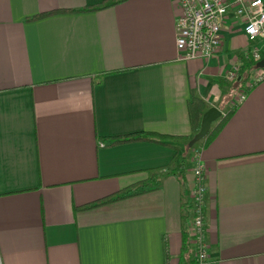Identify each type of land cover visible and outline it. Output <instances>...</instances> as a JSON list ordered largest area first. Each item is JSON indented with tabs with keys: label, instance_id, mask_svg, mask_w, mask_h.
I'll list each match as a JSON object with an SVG mask.
<instances>
[{
	"label": "crops",
	"instance_id": "crops-1",
	"mask_svg": "<svg viewBox=\"0 0 264 264\" xmlns=\"http://www.w3.org/2000/svg\"><path fill=\"white\" fill-rule=\"evenodd\" d=\"M103 1L0 0V264H177L183 238L192 260V159L184 187L168 174L189 140L110 139L193 137V98L203 112L235 107L196 158L207 259L264 264V80L222 101L226 73L260 42L229 12L210 58L181 59L174 0L85 10ZM52 11L64 12L30 20ZM149 180L150 191L80 209Z\"/></svg>",
	"mask_w": 264,
	"mask_h": 264
},
{
	"label": "built area",
	"instance_id": "built-area-1",
	"mask_svg": "<svg viewBox=\"0 0 264 264\" xmlns=\"http://www.w3.org/2000/svg\"><path fill=\"white\" fill-rule=\"evenodd\" d=\"M179 10L174 21V46L178 56L185 60L208 59L219 46L221 26L229 12L242 24V33L249 42H260L264 50V0H174ZM258 49L252 50V57L259 60ZM257 71L256 84L264 80V69ZM228 81H235V69L226 73ZM244 93L237 95L240 103ZM192 160V188L190 193L188 235L195 264H214L207 259L203 208L205 188L202 165Z\"/></svg>",
	"mask_w": 264,
	"mask_h": 264
},
{
	"label": "trees",
	"instance_id": "trees-1",
	"mask_svg": "<svg viewBox=\"0 0 264 264\" xmlns=\"http://www.w3.org/2000/svg\"><path fill=\"white\" fill-rule=\"evenodd\" d=\"M116 2L117 0H105L96 6L86 8L85 10L86 11L100 10ZM60 12H64V11H52V12L40 14V15L30 18V20L39 19V18L48 16V15H51L54 13H60ZM255 62L256 61L253 59V57L249 56L247 62L244 63V65L241 67V69L245 71L246 75L249 70H253ZM237 77L239 78V80L235 83L240 85L242 82L241 76H237ZM253 85L254 84L245 88L244 94L248 93V91L252 88ZM203 110H204V104L201 100L193 98L187 103V116H188L189 126H190L192 135H194L199 129L200 119H201ZM234 110H235V107L230 108L223 115H221L215 122H213L210 125V128L208 132L206 133V135L199 142L195 143V148H194L195 152H199L207 147V145L215 138V136L218 134V132L221 130L224 124L232 116ZM191 138L192 137L175 138V137H170V136H160V135L152 134V133H136V134H129V135L110 139V144H121V143H129V142H150V143L162 145L164 147L172 148L170 144L168 143L170 140L172 139L191 140ZM176 157H177V154L175 153L169 165L170 170L168 174L173 176L181 187H184L183 173H184V168L187 163L186 161L187 158L180 157L177 161H175ZM156 185H157V181L155 180H149L148 184L139 183L136 186L128 187L117 193H114L112 195H109L99 200L88 203L82 206L80 209L90 210L96 207H100V206H103V205H106V204H109V203H112V202H115V201H118V200H121L127 197H131V196H134V195L146 192V191H150L154 189ZM187 251H188V246L186 244V240L183 238L177 264H195L193 259L189 261L184 258V254H186Z\"/></svg>",
	"mask_w": 264,
	"mask_h": 264
},
{
	"label": "rangeland",
	"instance_id": "rangeland-1",
	"mask_svg": "<svg viewBox=\"0 0 264 264\" xmlns=\"http://www.w3.org/2000/svg\"><path fill=\"white\" fill-rule=\"evenodd\" d=\"M262 48L259 47V49L257 50V54L258 56L264 54L261 50ZM261 51V52H260ZM263 58V57H262ZM261 59V58H260ZM237 76H241L242 82L241 85H236L235 81H228L226 80L227 84H225V89H226V93L222 99L223 104H225L228 101H231L234 99L235 95L238 93H244L245 88L251 86L253 83L256 82V76H257V71L253 68V70H249L247 75L245 74V71L240 69V71L236 68L235 69ZM245 75V76H244ZM190 141V140H189ZM195 144L192 145H187L185 147L184 152V158H188V159H194L195 156Z\"/></svg>",
	"mask_w": 264,
	"mask_h": 264
},
{
	"label": "water",
	"instance_id": "water-1",
	"mask_svg": "<svg viewBox=\"0 0 264 264\" xmlns=\"http://www.w3.org/2000/svg\"><path fill=\"white\" fill-rule=\"evenodd\" d=\"M253 68L255 70L264 69V57L257 60ZM220 116V111L212 107L204 111L200 119L199 129L193 135V137L189 141V144L192 145L199 142L208 132L210 125L215 122Z\"/></svg>",
	"mask_w": 264,
	"mask_h": 264
}]
</instances>
